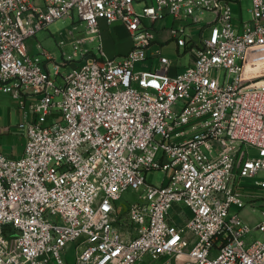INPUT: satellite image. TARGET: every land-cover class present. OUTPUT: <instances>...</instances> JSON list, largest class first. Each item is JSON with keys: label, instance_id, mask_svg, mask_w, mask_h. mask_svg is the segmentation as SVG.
<instances>
[{"label": "built area", "instance_id": "2783aa9c", "mask_svg": "<svg viewBox=\"0 0 264 264\" xmlns=\"http://www.w3.org/2000/svg\"><path fill=\"white\" fill-rule=\"evenodd\" d=\"M236 1L0 0V86L24 109L26 139L19 157L0 151V264H264V197L246 202L238 188H264V86L248 87L264 71L245 70L264 49V0L240 27ZM207 13L194 39L189 25ZM75 16L98 31L99 52L65 72L56 62L52 79L49 52L29 41ZM165 17L191 52L174 73L155 29ZM102 19L129 31L125 54L104 50ZM152 169L162 183L148 182ZM233 205H259L260 218Z\"/></svg>", "mask_w": 264, "mask_h": 264}, {"label": "rangeland", "instance_id": "374dc122", "mask_svg": "<svg viewBox=\"0 0 264 264\" xmlns=\"http://www.w3.org/2000/svg\"><path fill=\"white\" fill-rule=\"evenodd\" d=\"M141 4L137 3L136 8L140 9ZM242 6V8H241ZM233 13L235 18L240 14L241 10L244 14V18L248 19L250 16V7L251 0H242L241 5L236 1L232 2ZM239 16H237L238 18ZM205 20L198 23H192L189 25L190 34L194 39H197L201 36L202 29L206 26V22L211 19L210 14H205ZM172 22L171 17H165L164 19L158 21L155 24V29L159 41L165 36L167 37L166 42L163 44V54L167 57L178 59L179 66L186 65L190 59L191 52L190 50L184 51V47H179L177 41L172 39L169 33V25ZM119 23L108 24L105 19L100 20V32L102 34L101 41L105 40V49L110 53V56L122 55L121 48L124 46V43H129L131 35L128 31H125L123 27H120ZM98 34V31L88 30L84 23L78 20L75 16V19L72 18H59L51 22L46 28L42 29L37 33V38L42 42L43 47L49 50L55 56L56 61L65 63L66 67H62V71L65 72L69 70L70 64H79L81 61L90 58L91 51L83 49L81 51V45L83 47H88L92 49V52H97L100 41L95 35ZM84 38L89 41H84L79 43L78 39ZM161 38V39H160ZM32 40V39H31ZM30 40V41H31ZM29 41V44H30ZM79 46V47H78ZM33 52V51H32ZM37 52V51H35ZM34 52V53H35ZM70 53L73 55L71 56ZM115 53V54H113ZM69 54V55H67ZM75 54V55H74ZM250 59L246 64V72H261L264 71V49L253 50L249 53ZM156 64V63H155ZM49 68L51 71V78H56V70L54 62H49ZM264 86V77L260 78L258 81H253L248 86L249 88H260ZM0 127L8 123V119L12 118L13 122L17 123V120L20 118V123L25 120L24 118V109L21 108L15 98L12 97L10 92L0 91ZM10 110V112H9ZM22 114V115H21ZM6 127V126H5ZM25 134L24 130L18 125L12 126L10 133H2L0 131V149L8 155H20L19 153L24 149L25 146ZM251 154H255L254 150L251 149ZM264 172H260L258 177H262ZM165 172L160 169H152L147 172V180L153 184H160L165 179ZM243 199L247 202L258 197H264V188L255 186V179H245L243 184L238 187ZM137 198V194L131 189H128L124 194L121 200L118 201L119 207L121 209H127L129 202ZM259 204L264 203V199H259ZM240 210L242 216L246 220L257 221L260 218L259 205L256 206L255 210L247 205L245 208H240L236 205H233L231 208V213ZM123 228L125 235L128 237H133L136 231L130 225H124ZM171 260V264H178L179 262L186 259L185 255L175 254L168 256ZM158 261H154L152 264H156Z\"/></svg>", "mask_w": 264, "mask_h": 264}, {"label": "crops", "instance_id": "0c3cea01", "mask_svg": "<svg viewBox=\"0 0 264 264\" xmlns=\"http://www.w3.org/2000/svg\"><path fill=\"white\" fill-rule=\"evenodd\" d=\"M208 14H210V17L212 18L213 16H214V13H208ZM237 16H239L238 18H237ZM236 16V18L234 19V23L237 25V26H239L240 27V22H241V19L242 18H244V14H243V12H242V10H241V12H240V14H238ZM250 17V16H249ZM119 24H117V26H118ZM119 27H120V25H119ZM121 27H123L124 29H125V31H128L123 25H121ZM129 32V31H128ZM103 38V37H102ZM132 39V38H131ZM161 39V38H160ZM166 40H167V37L165 36L164 38H162L161 39V42H166ZM86 41H89L88 39L86 40ZM85 41V42H86ZM105 40H103V42H102V44H103V48H104V50L108 53V54H110L108 51H107V49H105ZM39 44H41L42 45V42L39 40V38H37V36L36 37H34V38H32V40L30 41V44H29V47H30V50L31 51H33V52H35V51H38V45ZM131 46H132V40L128 43H124V46L121 48V51H122V53L121 54H125L130 48H131ZM42 47H43V45H42ZM44 49H47V48H45V47H43ZM97 48H98V45H97ZM81 49L83 50V49H85V50H90L91 52V56H90V58L91 57H93L95 54H97L99 51L97 50V52H92V49H89L88 47H83L82 45H81ZM81 50V51H82ZM48 52H49V50H48ZM113 54H115V53H113ZM67 55H69V54H67ZM70 55L72 56L73 54L72 53H70ZM75 55V54H74ZM51 61H53L54 62V65H55V63L56 62H58V61H56V58H55V56L51 53V58H48V59H46L45 60V62H46V65H47V67H48V69H49V71H50V68H49V62H51ZM84 61V60H83ZM82 62V61H81ZM60 63V62H59ZM61 63H63V62H61ZM150 65H151V63L150 62H148V61H146V62H142L141 64H140V67H142V68H147V67H150ZM188 65V63L186 64V65H183V66H178L177 68L175 67V68H172V72L174 73L175 71H177V69L179 70H181V69H183V68H185L186 66ZM51 72V71H50ZM0 91H3L4 92V90L3 89H1V86H0ZM6 92V91H5ZM11 94V93H10ZM12 95V94H11ZM13 97V96H12ZM29 99H31V98H29ZM0 104H1V102H0ZM9 112H10V110H9ZM22 115V114H21ZM29 117H33L34 116V114L32 113V112H30L29 113V115H28ZM0 121H1V118H0ZM8 123L6 124V125H3V126H1L0 127V131L2 132V133H10L11 132V129H12V126L14 125V126H16V125H18L19 126V124H20V118H19V120H17V123L16 122H13V120H12V118H9L8 120ZM6 126V127H5ZM20 127V126H19ZM0 151H2L1 149H0ZM23 151H24V149L19 153L20 155L23 153ZM3 152V151H2ZM20 155H18V156H16V155H12V156H16V157H19Z\"/></svg>", "mask_w": 264, "mask_h": 264}]
</instances>
